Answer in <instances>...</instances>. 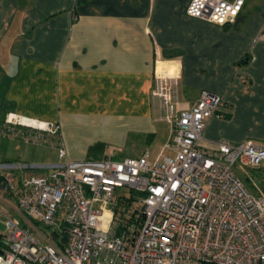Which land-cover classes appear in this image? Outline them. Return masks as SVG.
<instances>
[{
    "label": "crops",
    "instance_id": "crops-1",
    "mask_svg": "<svg viewBox=\"0 0 264 264\" xmlns=\"http://www.w3.org/2000/svg\"><path fill=\"white\" fill-rule=\"evenodd\" d=\"M188 1L0 0V128L8 111L53 123L70 160L120 157L111 153L130 136L147 144L160 134L162 145L156 68L175 78L180 109L201 90L220 95L203 146H264V0H243L223 26L187 16ZM247 170L234 173L243 185L264 186V161Z\"/></svg>",
    "mask_w": 264,
    "mask_h": 264
},
{
    "label": "built area",
    "instance_id": "built-area-1",
    "mask_svg": "<svg viewBox=\"0 0 264 264\" xmlns=\"http://www.w3.org/2000/svg\"><path fill=\"white\" fill-rule=\"evenodd\" d=\"M242 3L189 0L184 13L231 25ZM175 84L155 68L151 94L169 137L154 156L70 160L55 124L4 114L0 130L16 129L24 143L55 142L60 161L31 163L48 168L42 175L27 174L26 163L0 162V192L17 208L0 198V264H264V196L231 169L262 163L264 146L250 139L203 146L202 129L220 117L221 97L201 90L180 109Z\"/></svg>",
    "mask_w": 264,
    "mask_h": 264
},
{
    "label": "rangeland",
    "instance_id": "rangeland-1",
    "mask_svg": "<svg viewBox=\"0 0 264 264\" xmlns=\"http://www.w3.org/2000/svg\"><path fill=\"white\" fill-rule=\"evenodd\" d=\"M0 113H1V110H0ZM13 131L15 132L16 129L12 131L0 130V162H7L8 160H12V162H15L18 164L21 161H24L28 165V169H25V172L27 174L42 175L45 173L46 170H48V168H46L45 166H38L36 168H31L30 164L32 163V164H43L44 165L45 163L55 162L58 160L56 156L57 153L55 150L57 144H55V142H53V144L51 145L52 148L46 145V142H47L46 140L44 141L40 140V142H37V144H33L29 142L23 143L18 136L13 135ZM55 134H56V139H59V135H57V132H55ZM43 136L45 137L44 134ZM160 136L161 135L159 134L156 140L154 139L153 141L147 144L138 140L136 137L133 138L130 136L122 147L118 148L117 151H112L111 154L120 155V157H116L113 155L114 158L137 156V154H139V152L142 151L141 149L143 145L146 147V150L154 154L157 147L159 148L161 145ZM53 147H54V150H53ZM166 152L167 151H165V153ZM231 169L234 173L241 172L240 175L244 174L246 176L249 174L247 170L248 167H240L236 163L232 165ZM250 178L248 179L249 183H245L243 181L244 186L248 189V191L254 194L259 192L257 190H260L263 192L264 186L261 183L262 179H260L259 182L261 183V185H259V183L256 184L254 181H250ZM119 191L121 193L126 192V189L121 188ZM0 198L8 205L9 210L11 209L10 207L17 209L15 199L13 197H9L3 192H0ZM3 208L5 209L4 205H3ZM2 221H3V216L0 214V233H3L4 231V226H3Z\"/></svg>",
    "mask_w": 264,
    "mask_h": 264
},
{
    "label": "bare ground",
    "instance_id": "bare-ground-1",
    "mask_svg": "<svg viewBox=\"0 0 264 264\" xmlns=\"http://www.w3.org/2000/svg\"><path fill=\"white\" fill-rule=\"evenodd\" d=\"M157 73H161V72H164V73H167V74H172L171 72L165 70V69H162V70H158L156 71Z\"/></svg>",
    "mask_w": 264,
    "mask_h": 264
},
{
    "label": "water",
    "instance_id": "water-1",
    "mask_svg": "<svg viewBox=\"0 0 264 264\" xmlns=\"http://www.w3.org/2000/svg\"><path fill=\"white\" fill-rule=\"evenodd\" d=\"M64 239H62V241H63Z\"/></svg>",
    "mask_w": 264,
    "mask_h": 264
}]
</instances>
